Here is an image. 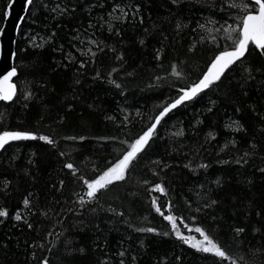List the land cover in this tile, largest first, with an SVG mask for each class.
Returning a JSON list of instances; mask_svg holds the SVG:
<instances>
[{
  "label": "snow or ice",
  "instance_id": "6c2138e0",
  "mask_svg": "<svg viewBox=\"0 0 264 264\" xmlns=\"http://www.w3.org/2000/svg\"><path fill=\"white\" fill-rule=\"evenodd\" d=\"M16 0H8L6 8L3 10V17L9 18L12 14ZM34 0H26V7L32 6ZM80 3V0H77ZM168 11L172 14V19L165 21L173 27L176 36H183L185 31L189 34L195 33L192 40L186 47L183 56L177 55L168 59L164 41L169 37L165 33L163 23L153 22L151 28L145 27V39L140 40V45L146 43V39L159 34L162 39L159 46L154 48L156 61L153 75L148 78V82L137 85L140 92H151L154 94V102L151 107L143 105L127 106L129 92L134 91L129 88V84L134 82L139 75L136 68L128 70L126 68L125 56L122 51H118L115 46L108 47L106 42L97 38L98 31H107L109 36H120L119 25L130 23L135 20L140 25L144 24L142 5L135 0H90L88 9L104 10L102 14L94 18L89 11L87 26L83 29V35L89 37L85 43L90 45L87 52L77 48L81 56L88 55L89 61H77L72 52L64 55V60L68 64H77V79L75 84L79 85L80 76L88 63H94L95 57L99 53L110 51L115 54L114 59L119 62L118 67H113L106 76L97 71L91 77L93 81H101L117 90L118 94L124 97L125 107L120 108L121 116L106 115L105 120L111 122L116 131L107 135H61L55 128L49 133L41 134L36 129H26L22 127H8L3 119L4 114L0 113V154L9 152L12 147L20 148L26 142H42L53 149L62 161L61 170H66V179L62 178L58 186L52 187L57 191H63L67 182H71L75 187L71 196L63 203L68 207H46L36 208L28 197L23 200V206L29 209L32 216H41L45 219L55 217L57 225H64L68 216L81 217L85 214L91 215L94 219L92 225L97 231H103L101 224L97 221L101 216L115 217L125 228L130 229V233L152 234L157 237L175 239L182 246L193 250L195 254L207 264H264V227H254L253 235L259 237V243L253 244L251 241L245 245L243 239L246 228L243 226L233 227L230 234H225L221 228L220 221L224 216L218 215L221 199L219 191L224 188L221 178L217 177L210 181L197 182L192 186L195 198L186 196L182 202L174 199L173 189L167 184L162 176L173 167L162 157L153 159V153L157 146L163 141L166 142V153L171 155H185L183 149L188 148L185 143L186 131L183 125L182 116L189 108L201 107L202 114L207 115L214 112L219 105L232 106L237 114L242 112L239 106L241 97L249 98L253 91L264 93V0H166ZM192 4L202 13H206L195 22L190 19H181L178 12L182 5ZM48 9V5H43ZM57 17H70L77 11V5L69 3H56L48 9ZM151 19V17H149ZM91 30V32L89 31ZM4 34V29L0 27V35ZM57 33H51V39ZM71 39L75 42L81 41L80 29ZM75 46V45H74ZM40 47V45H36ZM170 47L174 50L175 44ZM53 51L63 52V45L54 48ZM206 57L201 67L198 62L200 57ZM15 60V53L12 54ZM255 58V59H254ZM167 61V63H165ZM63 64V61L60 62ZM66 68L67 65L63 64ZM123 73L119 79L116 75ZM19 70L12 66L10 69L0 66V105L13 107L19 105L24 110H29L33 102L41 103L38 99L36 88L47 89V83L41 81L39 84H28L19 88L13 78L19 77ZM55 91L54 89H50ZM79 99L74 95L73 100ZM89 110H97V105L87 103ZM248 107L255 116L264 122V112L258 110L255 104H248ZM206 109V112L204 111ZM73 110L72 105L67 106V111ZM43 120L41 116L38 123ZM65 117L60 116L57 123L63 125ZM203 119H198L192 124V135H196L195 129L204 124ZM232 125H235L232 128ZM51 127V126H50ZM237 133L247 132V128L239 119H232L231 124L225 125ZM259 131L264 133V126ZM211 140L217 137L209 133ZM95 142L90 144L89 142ZM61 142H67L72 150L66 151L61 148ZM232 147L237 146L235 139L230 141ZM99 145L103 151H96ZM85 147H92L91 152H82ZM203 148V145H200ZM227 147V145H225ZM264 145L251 143L250 150H246L242 155L235 157V163L243 168L250 161L254 160L256 153ZM33 156L36 154L33 153ZM193 156L198 157L199 151L193 150ZM219 155V153H217ZM15 157H13L14 159ZM264 159V156L261 157ZM224 164L232 161L225 159ZM28 164L35 168L34 159H29ZM193 175L207 173L211 167L210 163L199 162L193 167V160L182 165ZM256 171L264 177V166H260ZM28 175V173H25ZM155 178V179H152ZM254 181L248 179L251 185ZM151 194L149 197V215L155 213L166 227L161 230L153 226H136L132 223V218L136 215L133 205L140 192ZM32 194L29 193V196ZM164 198V203H161ZM119 201V204H117ZM127 201V207H124ZM53 203L59 205V200ZM187 212L188 215L184 213ZM235 213H233L234 215ZM248 214H251L249 209ZM256 217H261V211L255 212ZM10 218L9 210L0 207V224ZM15 221L27 224L29 230L33 224L23 218L20 212H16L11 217ZM147 220L148 217H143ZM112 223L111 220H106ZM84 227L77 226L79 231L87 228L88 222L81 220ZM71 228H65L64 232H57L52 229L46 234L47 237L55 236L57 243L46 249L52 252L53 247H63L67 254H85L84 247L79 246L78 241L71 237ZM99 237H97V241ZM124 240L131 241L132 235H126L120 242L121 250L117 256L120 258L118 264H126V259L130 264H136L137 255L131 254V248L124 247ZM50 243V242H49ZM106 243V241H105ZM143 247V240L140 241ZM6 248L7 245L5 244ZM33 248H45L43 243L31 245ZM35 259V253H33ZM182 257H175V264H180ZM41 264H50V260L45 257ZM100 264H108L107 260H102ZM156 264H168L166 258L157 259Z\"/></svg>",
  "mask_w": 264,
  "mask_h": 264
},
{
  "label": "trees",
  "instance_id": "16d2710c",
  "mask_svg": "<svg viewBox=\"0 0 264 264\" xmlns=\"http://www.w3.org/2000/svg\"><path fill=\"white\" fill-rule=\"evenodd\" d=\"M89 2L90 0H80V3H77V0H70L71 4L77 5V11L70 17L55 19L54 14L48 9L56 3H69V0H34L33 5L28 8L16 40L14 66L18 68L20 75L14 78V82L19 88L26 81L31 82L28 87L43 81L47 83L48 88L35 89L41 103L33 102L29 110H24L19 105L13 107L0 105V113L4 114L3 119L8 127L38 128L41 134L49 133L55 128L61 135L101 136L116 131L113 124L105 120V116H121L120 108L126 106L124 97L107 83L91 79L97 71L103 77L113 67L119 66V62L114 59L115 54L107 49L104 53H99L94 63H88L85 69L80 70L84 75L79 77L81 80L79 85L75 84L78 63L68 64L67 60H64L67 52H72L77 61L87 62L90 59L88 55L81 56L77 48L87 52V48L90 47L84 42L89 37L83 35V29L88 23L89 11L96 18L104 10H85ZM135 2L143 6V25L133 20L119 25L121 32L119 37L109 36L107 31H98L96 36L106 42L108 47L115 46L118 51H122L126 68L128 70L136 68L139 73L136 80L129 84V88L134 91L129 92L127 106L136 104L151 107L156 102L154 94L140 92L137 85H145L148 78L153 75V70L159 71L154 69L156 61L153 57L154 48L159 46L162 37L159 34L148 37L146 43L141 46L140 40L145 39L143 29L151 28L154 21L157 24L163 23L164 31L169 37L164 41L168 59L177 55L183 56L195 33L189 34L185 31L183 36H176L172 25L165 23L173 18L168 11L169 6L166 0H135ZM7 3L8 0H0V27L4 21L3 10ZM45 3L48 9L43 7ZM108 3L111 4L112 0H108ZM178 12L181 14V19H190L192 22L206 15L192 4L182 5ZM77 28L80 29V42L71 39ZM53 31L57 35L51 39ZM171 44H175L174 50L170 47ZM61 45H63V52L53 51ZM205 60L206 57L199 58L201 67ZM61 61L67 65L66 68L60 63ZM122 74H117L115 78L119 79ZM74 95L79 96V99L73 100ZM87 103L97 105V110H89ZM248 104H255L259 111L264 112V93L253 91L249 98L241 97L239 106L242 112L240 114L235 113L230 105H219L213 113L207 115L202 114L199 106L196 109L189 108L182 116L184 122L182 126L187 133L185 143L188 145V148L183 151L188 155L169 156L165 151L167 144L163 141L153 153V159L162 157L168 163L181 165L169 169L162 176V179L166 180L173 189L174 199L178 201L182 202L186 196L195 198L192 186L197 182L204 183L217 177L221 178L224 183V188L219 191L222 211H219L218 215L224 216V220L220 221L221 228L225 234H230L233 227H245L243 239L246 246L248 241L253 244L259 243V237L253 235V228L264 227V177L256 171L258 167L264 166V159H261L264 156V147H261L255 159L243 168L237 165L234 159L242 155L244 151L250 150L253 142L264 145V133L259 131L260 127L264 126V122L253 114ZM68 105L73 106L71 112L67 111ZM204 111L206 112V109ZM41 116L43 120L38 123ZM60 116L65 117L63 125L57 123ZM198 119H203L205 122L195 129L197 134L192 135L194 131L192 124H195ZM232 119H239L247 128V132L237 133L225 128V125L231 124ZM234 127L235 125H232V128ZM209 133L215 134L217 139L211 140L208 137ZM232 139L236 140V147H232L230 143ZM89 143L95 144L94 141ZM200 145H203V148ZM61 148L66 151L72 150L67 142H61ZM95 150L103 151L99 145H96ZM193 150L199 151L200 155L193 156ZM91 151H93L92 147L82 149L84 153ZM33 153L36 155L33 156ZM190 158L193 160V167L199 162L210 163L211 167L206 174L201 170V174L193 175L188 169L182 167ZM29 159L35 160L37 165L35 168L28 164ZM225 159L232 163L224 164ZM61 166L62 161L56 152L38 141L26 142L19 149L12 147L8 153L0 154V207H6L10 213V218L0 224V264H41L45 257L50 260V264H100L102 260H107L108 264H118L120 258L117 253L121 250L120 242L128 234L132 235V240H124V247L130 246L131 254L137 255L136 264H156L157 259L164 258L167 259L168 264H175L177 255L182 257L180 264H206L199 254L182 246L174 238L130 233V229L125 228L115 217L102 215L97 222L101 224L103 231H97L91 223L94 218L87 213L83 218L68 216L62 226L55 223V217L48 220L38 215H30L29 209L23 206L25 197H28L36 208L68 207L63 202L71 196L75 185L67 182L63 191H57L52 187L53 184L58 186L60 179H66V170L62 171ZM248 179L254 182L249 185ZM29 193L32 195L29 196ZM151 195L159 194L144 191L139 193L133 205L136 215L132 218V223L136 226H153L163 230L166 222H163L155 213L149 215ZM56 200L61 203L59 205L53 203ZM127 203L125 201L124 207H127ZM161 203H164V198H161ZM256 211H261L262 216L256 217ZM16 212H20L23 218L33 224L31 230L28 229L24 219L15 221L11 218ZM184 214L188 215L187 212ZM145 216L148 217L147 220L143 219ZM82 219L87 221L89 226L84 228V231H79L77 226L84 227L81 223ZM106 220H111L112 223H107ZM65 228L72 229L71 237L78 241L79 246L85 248V254L69 255L63 247H53L52 252L46 251L48 247L55 245L58 239L55 233L46 239V234L52 229L64 232ZM97 237H99L98 241ZM141 240H143V247L140 246ZM41 243L45 245V248L31 247L33 244ZM33 253H35V259H33ZM126 264H130L128 259ZM207 264L211 262L208 261Z\"/></svg>",
  "mask_w": 264,
  "mask_h": 264
},
{
  "label": "water",
  "instance_id": "95a60500",
  "mask_svg": "<svg viewBox=\"0 0 264 264\" xmlns=\"http://www.w3.org/2000/svg\"><path fill=\"white\" fill-rule=\"evenodd\" d=\"M28 8L26 7V0H16L11 16L7 19L4 18L1 26L4 29V34L0 35V66L9 69L14 66L12 54L15 53L18 32Z\"/></svg>",
  "mask_w": 264,
  "mask_h": 264
}]
</instances>
